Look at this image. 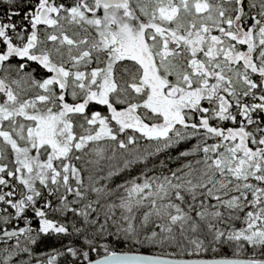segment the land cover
<instances>
[{"label":"snow or ice","instance_id":"1","mask_svg":"<svg viewBox=\"0 0 264 264\" xmlns=\"http://www.w3.org/2000/svg\"><path fill=\"white\" fill-rule=\"evenodd\" d=\"M0 264H264V0H0Z\"/></svg>","mask_w":264,"mask_h":264},{"label":"trees","instance_id":"2","mask_svg":"<svg viewBox=\"0 0 264 264\" xmlns=\"http://www.w3.org/2000/svg\"><path fill=\"white\" fill-rule=\"evenodd\" d=\"M56 244V241H51L50 242V245H55ZM58 246V245H57ZM116 247L120 250H124L125 249V246L124 245H116Z\"/></svg>","mask_w":264,"mask_h":264}]
</instances>
